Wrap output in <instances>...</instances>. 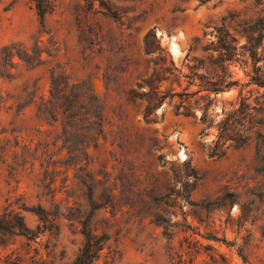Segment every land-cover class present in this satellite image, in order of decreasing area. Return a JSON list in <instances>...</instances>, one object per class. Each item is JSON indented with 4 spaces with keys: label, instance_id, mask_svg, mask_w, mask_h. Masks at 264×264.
I'll list each match as a JSON object with an SVG mask.
<instances>
[{
    "label": "rangeland",
    "instance_id": "1",
    "mask_svg": "<svg viewBox=\"0 0 264 264\" xmlns=\"http://www.w3.org/2000/svg\"><path fill=\"white\" fill-rule=\"evenodd\" d=\"M56 4L43 27L29 0H0V57L13 43L29 52L53 48L36 67L16 58L10 77L0 64V156L6 155L0 157V220L20 222V212L37 236L0 232V264L70 263L83 245L79 223L62 218L52 231H39L43 224L30 211L54 212L56 205L90 211L88 188L75 170L65 172L67 150L54 145L60 124L39 116L53 74L90 84L105 106V134L90 149L88 172L102 181L97 202L114 189L117 206L93 219L97 234L111 236L95 264H264V86L253 81L255 69L264 79V61L241 50L246 38L237 35L227 80L237 84L215 94L185 77L195 60L209 64L218 57L205 51L217 45L214 28L233 15L264 19V0ZM235 28L229 27L232 34ZM146 83L167 95L151 114ZM174 92L191 95L172 98ZM225 125L227 135H242L246 144L237 148L226 137L224 155L212 158ZM15 157L29 163L13 171ZM161 209L169 212L170 231L156 222Z\"/></svg>",
    "mask_w": 264,
    "mask_h": 264
},
{
    "label": "trees",
    "instance_id": "2",
    "mask_svg": "<svg viewBox=\"0 0 264 264\" xmlns=\"http://www.w3.org/2000/svg\"><path fill=\"white\" fill-rule=\"evenodd\" d=\"M29 1L34 4L41 24L45 27L47 16L52 14L57 7V0ZM109 12L114 17L119 15L111 9H109ZM234 24L236 25L234 29L236 34H232L229 29V27ZM214 32L217 33V45L212 43L213 48H207L205 51H214L218 53V57L216 59L210 57L209 64L204 61L200 62L195 60L198 64L191 68L192 74L185 77L195 83L198 79L202 83L200 86L204 87L206 91L219 94L224 92L227 87L238 83L237 81H229L227 83V80L232 79L229 72V65L234 62L236 56V44L239 39L237 35L246 38L245 44L240 48L241 50L249 52L252 60L255 62L264 61V19L259 18L252 21L238 20V16L233 15L224 19L221 27L214 28ZM152 36L155 37V34H152ZM52 51L53 48L51 47L42 50V48L38 46L32 52H29L21 48L18 44L13 43L2 49L0 64L5 69L4 73L10 77V71L15 67L16 58L25 62L27 65L36 67L43 62V54L47 53L49 56H52ZM200 71H203L204 74L200 75ZM259 72L260 69H255L257 76L253 77V81L260 86H264V79L258 75ZM225 84L228 85L225 86ZM146 85L151 88L150 94H147L153 99L151 106H153L156 101L166 98L167 95L159 91L157 87H153V84L146 83ZM184 95L189 97L191 94L176 92L171 94L172 98ZM246 108L247 106H243V110ZM153 109L154 106L149 107L148 114H151ZM38 112L41 118L50 121L52 124H60L62 132L54 145L57 146L61 143L62 146L60 150H67L69 159L64 163L67 165L65 172L68 173L71 169L75 170L77 172L75 178L79 179L88 188L90 211H83L75 206H69L63 210L59 205L55 206L54 212L47 211L42 206L30 211L37 215L43 224L41 227L39 226V231H52L57 227L56 222L62 218L73 222V224L76 222L79 223L82 226L81 233L84 237L83 245L72 262L63 264H95L102 257V252L108 246L111 236L107 234H97L92 226L93 219L97 211L109 207L115 209L117 206L115 203L116 196L114 194V189L110 191V194L105 193V196L102 195L100 198L102 199L101 202H97L96 186L102 181L97 179L91 172H88L91 158L90 149L92 147H97L100 139L105 134V106L94 93L90 84L85 82L74 83L65 75L53 74L49 97L42 101V104L38 107ZM186 113L190 115L189 112ZM201 120L204 122L203 117ZM227 130V125H225L224 130L220 134L219 141L214 148H210L209 151L212 158L224 155L225 151L223 147L225 143L223 144L221 141L226 137H228V140L233 142L237 148L246 144L245 138H243L242 135L237 136V138H232L227 135ZM38 152L39 148L36 150L34 156H36ZM44 155L48 156L47 151L43 153V156ZM5 156L6 155L0 157L3 158ZM15 159V165L17 167H12L13 171H17L19 167H25L29 163L27 158H24L22 163L19 162L18 157H15ZM52 159L53 158H50V160ZM34 165L35 164H33V166ZM57 169L58 166L55 164L54 172H56ZM68 178L67 176L65 183L68 182ZM55 183L56 180H53L51 185ZM153 201H158L159 205L165 204L169 206V204L163 202L162 199L153 198ZM21 209H27V207L22 206ZM161 211H163L164 215L156 214V222L165 226L166 230L170 231L173 226L165 217L169 212L166 213V210L163 209H161ZM20 214L19 212L17 215L20 220V222L17 223L10 222L7 220V217L2 221L0 220V232L24 236L29 238V240L36 239V232L27 227ZM55 262L56 261H53L51 264H55ZM13 263L17 264V262ZM34 264L38 263L34 262ZM39 264L48 263L40 262Z\"/></svg>",
    "mask_w": 264,
    "mask_h": 264
}]
</instances>
